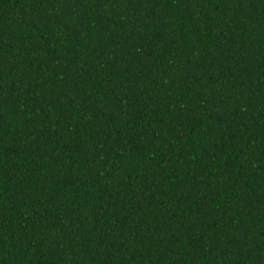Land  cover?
I'll return each mask as SVG.
<instances>
[{"label":"trees","instance_id":"1","mask_svg":"<svg viewBox=\"0 0 264 264\" xmlns=\"http://www.w3.org/2000/svg\"><path fill=\"white\" fill-rule=\"evenodd\" d=\"M0 264H264V0H0Z\"/></svg>","mask_w":264,"mask_h":264}]
</instances>
